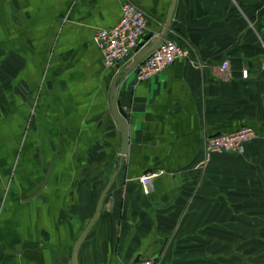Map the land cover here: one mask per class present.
Wrapping results in <instances>:
<instances>
[{"label":"crops","instance_id":"crops-1","mask_svg":"<svg viewBox=\"0 0 264 264\" xmlns=\"http://www.w3.org/2000/svg\"><path fill=\"white\" fill-rule=\"evenodd\" d=\"M125 1L157 37L173 0H0V264H72L119 168L78 264H264V0H177L165 41L188 56L118 80L121 162L123 66L94 39ZM242 127L258 136L239 151L205 150Z\"/></svg>","mask_w":264,"mask_h":264},{"label":"built area","instance_id":"built-area-1","mask_svg":"<svg viewBox=\"0 0 264 264\" xmlns=\"http://www.w3.org/2000/svg\"><path fill=\"white\" fill-rule=\"evenodd\" d=\"M148 24L147 12L131 1H125L119 23L111 28L100 29L95 35L94 40L103 54L106 68L124 66L150 43L151 40L147 38ZM188 54L189 50L176 41H164L134 71L136 81H148L172 65L175 60L186 57ZM221 70L228 72L229 63L224 62ZM244 75L247 77L248 72L245 71ZM124 111H127V108H124ZM257 136V132L252 127H242L232 133L208 136L204 141V147L209 153H233ZM157 176L155 172L148 173L141 178V182L148 187ZM134 264L157 263L150 259H141Z\"/></svg>","mask_w":264,"mask_h":264},{"label":"water","instance_id":"water-1","mask_svg":"<svg viewBox=\"0 0 264 264\" xmlns=\"http://www.w3.org/2000/svg\"><path fill=\"white\" fill-rule=\"evenodd\" d=\"M177 0H173L172 7L170 9L169 17L167 20V23L164 27V29L158 34L157 37H155L153 40L150 41V43L145 46L141 51H139L129 62H127L116 74L114 77L112 83H111V88H110V104H111V114L116 121L118 128L120 130V133L122 135V147H121V152H120V158L121 162L126 158L128 154V149H129V123H128V116L123 110L120 102H119V91L121 88V83L118 84V80L121 76H123V80L128 78L130 74H132L140 65L141 63L160 45L162 44L167 37V34L169 32V29L171 27L172 23V18L174 15V10L176 7ZM120 171L119 169H116L112 175V177L109 180V183L102 193L97 209L95 212L94 217L92 218L90 224L88 227L85 229V231L81 234L79 237L75 248H74V253H73V258H72V264H78V251L86 239L87 235L93 228L94 224L98 220V217L101 213L104 201L106 199V196L108 194V191L110 190L111 186L113 185L118 173Z\"/></svg>","mask_w":264,"mask_h":264}]
</instances>
